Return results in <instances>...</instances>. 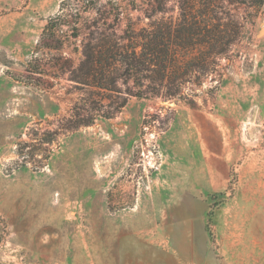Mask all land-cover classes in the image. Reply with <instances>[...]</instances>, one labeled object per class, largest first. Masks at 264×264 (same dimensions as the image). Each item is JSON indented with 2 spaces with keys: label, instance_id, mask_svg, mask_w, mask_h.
Here are the masks:
<instances>
[{
  "label": "rangeland",
  "instance_id": "rangeland-1",
  "mask_svg": "<svg viewBox=\"0 0 264 264\" xmlns=\"http://www.w3.org/2000/svg\"><path fill=\"white\" fill-rule=\"evenodd\" d=\"M230 9L169 95L123 57L178 0H0V264H264V3Z\"/></svg>",
  "mask_w": 264,
  "mask_h": 264
},
{
  "label": "trees",
  "instance_id": "trees-1",
  "mask_svg": "<svg viewBox=\"0 0 264 264\" xmlns=\"http://www.w3.org/2000/svg\"><path fill=\"white\" fill-rule=\"evenodd\" d=\"M263 3L264 0H178L177 20H160L142 28L137 35L138 44L130 54L124 53L123 64L136 69L140 78L156 81L158 88H166L167 94L174 95L183 82L212 70L216 57L225 54L241 36L242 24L230 6ZM96 58L94 52H85L83 63L87 64L89 75L104 72L103 67H96ZM101 61L100 56L98 62ZM211 215L210 210L205 226L209 234Z\"/></svg>",
  "mask_w": 264,
  "mask_h": 264
},
{
  "label": "water",
  "instance_id": "water-1",
  "mask_svg": "<svg viewBox=\"0 0 264 264\" xmlns=\"http://www.w3.org/2000/svg\"><path fill=\"white\" fill-rule=\"evenodd\" d=\"M263 31H261V33H262Z\"/></svg>",
  "mask_w": 264,
  "mask_h": 264
}]
</instances>
